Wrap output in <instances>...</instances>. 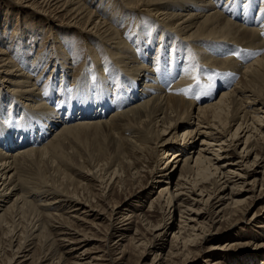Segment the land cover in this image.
Segmentation results:
<instances>
[{"label":"bare ground","instance_id":"bare-ground-1","mask_svg":"<svg viewBox=\"0 0 264 264\" xmlns=\"http://www.w3.org/2000/svg\"><path fill=\"white\" fill-rule=\"evenodd\" d=\"M10 1L19 5L24 3L38 16L53 22H66L68 29L79 30L99 42L102 48L92 49L91 60L95 68L85 67L80 81L69 86V69H74L69 65L72 64L69 62L71 55L62 49L59 55L60 41L53 38L55 48L50 53L55 57L54 63L62 69L61 84L57 89L55 78L59 70L53 76L50 73L46 80L42 78V70L38 78L28 67L26 51L22 54L26 57L22 67L8 52V47L5 48L8 42H1L4 46L0 47V146L16 152L9 153L0 147V235L9 238L11 255L7 264L33 261L34 253L30 252L35 241H43L45 245L51 241L45 225L48 221H42V207L51 208L55 204L67 207L66 218L55 216L60 220L57 222L60 228L73 230V226L68 225L73 220L84 221L91 216L99 219L105 215L106 208H100L99 202L109 203L113 186L123 189L126 179L138 181L145 173L150 175L152 182L164 184L159 186L149 206V210L159 206L164 216L158 224L148 219L146 224L152 233L150 241L144 237H134L132 241L139 243L137 246H158L162 250L164 244H156L154 240L162 241L169 231L167 221L176 211L175 203L179 202L176 205L180 217L186 221L181 220L182 226L173 233L172 239L178 246L175 251H169L168 256H184L183 264L199 257L196 247L201 246L205 236L216 231L208 229L194 233L199 230L196 226L203 225L199 222L203 211L185 204L187 198L182 200L183 196L206 206L215 200L211 208L229 199L218 213L229 210L242 217L246 214L250 207L248 200L252 197H231L233 190H239L238 183L232 179L243 178L231 168L238 164L230 161L228 165L214 163V160L227 157L222 153L235 146L234 141L241 133L245 132L242 158L249 157L259 144L263 151L256 153L253 166L258 164L264 168V0H113V7L102 9L107 17L87 0ZM142 9L150 13L148 16L155 24L142 25L136 37L129 40L109 14L116 11L121 19L125 15L123 10L143 12ZM253 11L257 15H253ZM156 23L161 32L157 46L156 32L153 34ZM24 33L20 40L28 45L29 37L24 35L23 38ZM144 46L150 47L144 51ZM137 55L143 61L152 58L151 66L141 63ZM40 66L36 64L34 70ZM105 71L116 77L111 76L109 80ZM36 78L45 84L44 88ZM141 80H144V86L137 92L136 84ZM217 93L219 95L215 97ZM182 120L188 121L184 125L187 130L181 136L172 133L177 122ZM234 121L239 123L231 139L222 140L225 133H231L229 128ZM59 123H62L61 129L43 143L49 131ZM14 129L21 131L20 137H11ZM200 137L204 138L199 143L196 138ZM227 140L230 144H226ZM74 142L81 143L90 155L76 149ZM174 147L176 151L173 152ZM145 153L156 159L153 167L157 163H163V166L156 172L148 171L150 166ZM50 154L54 161L49 160V163ZM207 154H212L214 159ZM31 167L38 171L33 169L34 174L37 173L34 178L29 176ZM70 169L73 172L77 169L76 174L80 177H74L75 173L72 174ZM178 170V189L172 193L169 185ZM257 181V178L252 180L255 190ZM93 182L102 195L92 191ZM231 182V196L227 198L225 191ZM48 183L52 188L43 192ZM189 192L197 194L199 199L191 197ZM44 193L48 195L44 196ZM263 196L264 181L256 199ZM35 197L46 199L38 204ZM187 212L191 215L183 216ZM28 214L35 217L31 219ZM133 217V213L126 215L120 205L112 203L109 217L104 218L109 220V230L126 231L123 232L125 235L132 228ZM257 227L264 229V223ZM124 238H119L115 244ZM69 240L63 238V241ZM239 244H211L208 251L233 252ZM55 255H59L57 262L51 264H63L62 255L57 252ZM145 255L146 252L142 257ZM214 256L210 254L203 264H229L226 260L237 263L230 255L219 253L218 256L225 257L217 259ZM158 258L159 254L155 255L152 264L170 262V259Z\"/></svg>","mask_w":264,"mask_h":264},{"label":"rangeland","instance_id":"rangeland-1","mask_svg":"<svg viewBox=\"0 0 264 264\" xmlns=\"http://www.w3.org/2000/svg\"><path fill=\"white\" fill-rule=\"evenodd\" d=\"M87 1L92 3L95 6L96 10L103 11L102 9H105V8L109 10L110 7H113L112 6L113 0H87ZM84 3L88 4L86 2ZM142 10L143 12H135V11L130 12V11L123 10V12H125V15L121 16V19L118 18V16L120 15H118L116 11L109 15L111 17L113 16V19H114L113 22L120 26V29H122L124 37L128 39L129 38L133 39L138 34L142 25L148 26L150 24L152 25L155 24L154 20L151 19L150 16H148V14L150 13L144 9ZM255 10H258V7L255 8ZM102 13L104 17H107L104 11ZM253 15H257L256 11H253ZM239 23L241 22L239 21ZM68 27L69 26H67L66 22L62 20L61 21L57 20L53 22L52 19L38 16V14H36L35 12H32V10L27 8L24 3L19 5L10 0H0V47L4 46V43H1V42H8L6 43L7 45L5 46V48L8 47V52L11 54L14 60L22 67H23L22 63L26 59V57H23L22 54H25V51H26L28 55V58L26 59L27 63L29 64L28 67L31 68L32 73L34 74L36 73L38 78L41 76L42 70H44L43 75H42V78L44 80L47 79L50 73H52V76H53L56 70H59L57 72L58 77L55 78V84H56L55 86L57 89L60 87V84H61L60 75L62 74L61 73L62 69L60 66L56 65V62L54 63L55 57H52L50 53L51 50L55 48L54 44L52 43L53 38H58L60 41L58 48H57L59 50V51L57 50V52H59V55L61 54L60 52L61 49L66 50L67 53L71 55L69 62L72 64H69V65L72 66L74 69H69V72H71L70 75L68 76L70 79V82L68 83L69 86H71L73 82L74 83L72 84V86L75 85V83L78 80L80 81V79L83 76L85 67L87 68L89 67V69L91 70L95 68L94 63L91 60L92 49L102 48L99 42L95 41L94 39L92 40L89 36L84 35L82 32H80L77 29H72V28L68 29ZM159 28H160V25L156 23V26L153 29L154 30L153 34L154 32H156L154 36L156 46L158 45L157 43L160 40L161 32ZM23 32L26 33V34L25 33L23 34V38H24V35L29 37L28 45L27 44L24 45L23 44L24 40L23 41L20 40L21 33ZM166 39H169L168 36H166ZM35 40L37 42H35ZM57 43H58V40H57ZM131 44H132V40H131ZM150 46H147V48H145L144 46V51L149 49ZM28 47L30 49H28ZM10 50L12 53L10 52ZM160 54H161V51H160ZM137 58L139 59L141 63L147 66H151L153 62L152 58H151V61H148V60L143 61L139 57V55H137ZM42 61L43 63H41ZM36 64L41 65L39 67L40 69L38 68L37 70H34L36 69L35 68ZM104 73H105V76L109 78V80L111 76L116 77V75L113 73L108 74V71H105ZM38 78L36 79L38 80ZM120 78H123V77H120ZM38 81H39V84H41V87L44 88L45 84L42 81H40V79ZM237 81L238 80H236L235 82ZM50 82L51 80L48 82L47 88H49ZM151 82L155 83V81H151ZM143 83H144V80L139 81L137 84L135 83L138 86L137 92H139V89L143 88L144 86ZM219 92L220 90L218 91V93ZM218 93L215 94V97L219 95ZM262 99H264V95L262 96ZM64 109H66V107ZM0 111H1V108H0ZM76 113L77 112H75V114ZM31 117H34V116H31ZM63 117L65 116L63 115ZM238 121L237 122L234 121L231 123V127L229 128V130H231V133L230 134L225 133L226 137H223L222 140L231 139L232 137L231 134L236 130L238 123H239ZM187 122H188L187 120H182V121L177 122L176 124L177 127H175L176 129H174L172 133L176 132L178 135L181 136V134L185 130H187L186 126H184L185 123ZM61 124L62 123H59L55 126H53V124L50 125L54 127L53 128L54 130L49 131V135L43 143L48 142L50 137L55 136L54 132H56V130L58 129H61L62 127ZM169 131L170 130H168L167 132ZM244 133H241L239 135V138L236 141H234L233 145L235 146L230 147L229 151L222 153L223 156L227 155V157L219 161L214 160V163L215 164L217 163V165H223V164L228 165L227 163H230V162H233V163L235 162L238 164L235 166H231V168H233L232 170H235L236 172L243 175V178L234 177L232 179L233 182L235 181L238 183L239 188L238 187L237 188L240 190V192L239 190H236L237 189L236 188L235 189L236 191L233 190L234 195L231 196V191H232L231 186L233 183L231 182L227 184L228 188L226 189L227 191H225V194L227 198L230 196L235 197V198H242V197L245 198L246 196L252 197L248 200L249 203L247 204V205H250L249 210L246 212V214L243 217L239 214H231L229 210L224 211L221 214V213H218V211L222 209L224 206H226V204L229 202V199L226 201L223 200L221 203L215 205L214 208H211L210 205L212 204V201L215 202V200H211L210 205L206 206L205 203L196 204L193 200H190V198H188L187 195L183 196L182 200L187 198L186 200H184L185 204H189L193 208H200V210L203 211L202 212L203 217L199 219V222H201L200 224H203V225H201L200 227L195 225L196 228H198L199 230L198 231L196 230L194 233H200L202 231L204 232L208 229H211L213 232L216 231L211 235L205 236V238L202 240L201 246L199 245L196 247L197 249H199L200 256L196 257V259L193 258V259L188 260L186 264H203L204 262L203 260L206 259L210 254L213 256L216 255L214 256V259H217L219 257H225V256H218L219 253L220 255H230L229 256L230 259H232L233 262H237L236 264H264V229L257 227V225L264 223V196L259 199H256V197L259 196V193L261 191V185H262V182L264 181V168L259 167L258 164L253 166L254 157L256 153H260L263 150L262 148H259V144H257V147L255 148V150L249 157L242 158V156L245 155L244 152H241L242 150H244L243 148L245 145V141H244L245 137L242 136L244 135ZM20 134H21V131H19L18 129H14L11 133V137H20ZM28 137L29 135L27 134L26 138ZM203 138L204 137L196 138V141L200 143L201 139ZM75 143H77L75 145L76 149L78 148L82 150L83 152L87 153L86 156L90 155L88 151H85L86 149L83 145H81V143L74 142L73 144ZM173 144H176V143H173ZM226 144H230V140H227ZM0 147L3 151H6V152L9 151V153L15 152V149H12L10 151L9 149L8 150L4 149V147L2 146ZM87 147L91 148L92 146L87 145ZM174 151H176V147L173 148V152ZM145 155L147 159L146 162H148L147 165L150 166L149 169H147L148 171L154 170L156 172L158 171V169H160L163 166V163L162 164L157 163L156 166L153 167L156 159H154V156L152 154L145 153ZM51 156L52 155L50 154L48 161L51 160V162H53L54 157L52 156V159H50ZM207 156L214 159V156H212V154H207ZM94 162H95V159L92 161V163ZM33 169L35 170V172L37 171L34 167L33 168L31 167L32 171L29 168L27 169V171L30 170L31 173L29 174V176L34 178L37 175L38 171L37 173L34 174ZM74 170L75 171L73 172V169H70V171H72V174L75 173L74 177L77 176V178H79L80 176L76 174L77 169H74ZM255 170H257V172H254ZM179 174L180 173L178 170L171 178V184L169 185V191H171L172 193H174L175 189H178V187H176V183L179 179ZM244 175L246 176V179ZM255 178H257L258 180L257 185H256V190L253 188V185H252V180H254ZM244 181H247V182H244ZM160 185L164 186L163 183L152 182V179L148 173L143 174V176L139 178L138 181L126 179L123 189L121 188V186H113V189L109 194L110 197L108 199L109 203L111 201L110 204L104 203L103 201L99 202L100 208L102 209L106 208L104 211L105 215L101 216V218L99 219L96 218L95 216L88 217V219L84 220L85 222L73 220L70 222V224L67 223L68 225H70V228H72L73 226L72 228L73 230H68L64 228L62 229L60 228L59 223H57V222H60V220H58L59 218H57L58 215H61L62 218L67 217L68 215L67 207H62L59 204H55V206L54 207L52 206L51 208L42 207V209H40L42 210L41 212V216H43L42 221L45 220L50 223L48 225L47 224L48 222H45V225L48 227L47 233L51 235L49 239L51 238L52 239L50 242L49 240L47 241L48 242L47 245H45V242L43 241L38 242L36 240L35 244L32 246V251L30 252V253H34V259L33 261L29 259L26 262V264H51L53 262H57L56 258L59 255H55L56 252L61 254L62 258H64L63 264H78L79 262H80L79 264H81V262L82 263L84 262L85 264H152L153 258L157 254H159L158 259H161V258L163 260L170 259V262L168 264H183L182 259L184 258V256H179V257L177 256V258H171L170 256H168L169 251L171 250L175 251V249L178 246V242L172 239L173 233L178 230V227L182 226L180 223L181 220L186 221L185 218L182 219L180 217L181 212H180V209H178L179 207H177L179 202L175 203L176 211L172 213L171 219L167 221L168 226L170 227L169 231L166 233L165 237H163L162 241L156 242L154 240V243L156 244H160V242L164 244V247L162 250H160L158 246H155V247L153 246L150 248L149 247L145 248V246H137V244L139 245V243L135 244V242L132 241V238L134 237H137V238L144 237L148 241H150V239L152 238V235H151L152 233L146 223L150 220L153 224H158L163 219L164 213L162 209H160L159 206H155L153 209L149 210L150 202L152 201L153 197H156L157 195L156 193L158 192V188ZM189 185L190 184H188L187 186ZM46 186L48 187H46V189H43V192L47 191L48 188H52V186L49 183ZM241 186H243L242 191L240 189ZM97 187L98 186L96 184L93 185L92 191L94 193H98V194L100 193L102 195L101 190L98 191L99 189ZM57 191H60V190L58 189ZM63 193L64 192H62V194ZM37 194L38 193H36L35 195ZM189 194L191 193L189 192ZM45 195L46 194L44 193V196ZM191 197L193 198L195 197L197 198V200L199 199V197H197V194H191ZM45 199L46 198H43L41 200V197L40 198L35 197V200L38 201L37 202L38 204L42 203V201L44 202ZM112 203L120 205L121 209H124V212H126V215L129 213L131 214L133 213L134 215L133 222H132V228L129 231H127L125 235H123L124 234L123 232H126V231H123L122 233L120 232L115 233L113 232L112 228L109 230V220L107 218H104V217H109L111 213ZM34 207L38 209V212H40L39 208L36 205ZM210 210H213V213H211ZM33 214H31V216L28 214L31 219L35 217V215ZM190 215L191 213L187 212V214H184L183 216L187 217ZM64 222L66 224V221ZM93 223L95 224V226ZM186 223L188 225H194V223H190V222H186ZM135 233H139V235H135ZM64 234H66L67 236L66 235L62 236ZM121 237H125V238L121 240L118 244H115L118 241V239ZM63 238L70 239L72 241L71 242L69 240L71 244L68 241H63ZM54 239L56 240L51 245V247H49L50 243H52ZM227 242L228 243L237 242L240 244L236 246L233 252L232 251L231 252L219 251L218 253L214 251L211 253V251H208L211 244H216V243L224 244ZM8 244H9V238L8 237L6 238L4 234L0 235V264L8 263L9 257L11 255L10 250H8L9 248ZM119 244L121 245L119 247H116ZM145 252H146V255L142 257L143 253ZM117 260L119 261L117 262ZM226 262L229 264H233V263H230V260H226L225 263Z\"/></svg>","mask_w":264,"mask_h":264},{"label":"snow or ice","instance_id":"snow-or-ice-1","mask_svg":"<svg viewBox=\"0 0 264 264\" xmlns=\"http://www.w3.org/2000/svg\"><path fill=\"white\" fill-rule=\"evenodd\" d=\"M209 79H211V77H209Z\"/></svg>","mask_w":264,"mask_h":264}]
</instances>
